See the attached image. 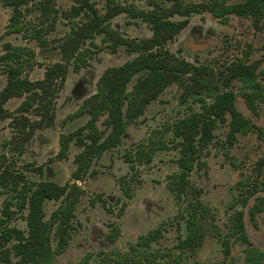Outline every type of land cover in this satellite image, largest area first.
Wrapping results in <instances>:
<instances>
[{"label": "trees", "instance_id": "16d2710c", "mask_svg": "<svg viewBox=\"0 0 264 264\" xmlns=\"http://www.w3.org/2000/svg\"><path fill=\"white\" fill-rule=\"evenodd\" d=\"M2 1L12 7L7 32L28 31L30 37L43 42L40 27L26 19L28 9L22 8L23 4L27 6L28 0ZM51 1L31 0L30 4L48 15L55 12ZM106 3V11L102 14L89 0H78L71 6V27L58 45L61 58L45 67L41 78L32 80L26 72L27 62L32 56L29 49L13 46L10 42L3 43L0 62L5 64L6 83L0 89V121L10 118L18 139L15 142H12L13 138L3 141V147H10L0 153V195L3 196L0 206V264H53L55 257L69 245L75 211L85 193L84 187L76 181L94 175L90 169L92 162L117 147L128 125L136 123L146 106L172 83L183 86L185 98L191 97L198 102L199 109L152 128L142 141L123 153L129 174L117 179L122 195L126 198L133 196V184L138 180L140 165L150 163L160 150L177 149V170L168 174L166 179V187L178 206L175 218L183 220L186 229L176 246L193 250L210 234L220 238L224 253H229L230 238L235 237L246 245V264H262L264 252L253 245L246 232L244 211L235 209L230 214L227 230L222 235L214 222L215 212L201 198L202 189L189 177L191 171L205 166L201 153L212 142L219 124L228 125L225 142L229 146L234 143L237 133L246 135L256 128L237 109L236 93L226 87L233 79L240 81L246 107L258 114L260 104H264V87L258 80L257 65L247 62V52L244 51L228 65L224 88H221L214 80L211 65H196L178 58L165 45L187 26L192 13L207 11L221 23H227L231 15H236L251 18L256 27L260 20L264 25V0H149V9L119 0H106ZM123 12L145 22L151 30L150 36L125 38L111 28L108 20ZM80 14L85 17L83 21L75 19ZM174 15L183 18L173 19ZM100 33L109 39L112 50L124 46L134 55L121 64L105 68L97 80L95 91L67 115L65 120L86 117L83 124L58 136L57 160L68 158L72 144L80 148L73 158L70 180L61 184L50 179L29 178L17 164L18 158L24 154L37 130L55 123V100L65 83L69 67L78 71L89 65L92 50L85 46V42ZM259 72L264 74L262 69ZM134 75H137L136 81L128 89ZM13 97H22V100L13 110H8L5 104ZM8 150L12 151L11 155ZM224 152L228 155V149ZM229 158L231 165L237 167L233 157L229 155ZM32 168L42 172L40 166ZM236 185L240 189L239 197L231 201L230 207L236 204L244 206L249 196L259 189L249 174L241 175ZM49 200L58 204L45 218L44 205ZM98 201L108 208L106 199L100 195L89 200L92 206ZM116 201L119 204L116 215L119 217L126 203L119 198ZM263 209L264 197H261L250 208V216ZM17 220L23 221L24 227L16 225ZM165 225L148 230L139 237L137 244H131L125 251L105 253L104 264H204L198 261L183 263L178 255L165 258V253L150 250L151 241L162 236ZM120 233V226L110 222L105 236L114 242ZM87 260L85 257L72 264H86Z\"/></svg>", "mask_w": 264, "mask_h": 264}, {"label": "rangeland", "instance_id": "374dc122", "mask_svg": "<svg viewBox=\"0 0 264 264\" xmlns=\"http://www.w3.org/2000/svg\"><path fill=\"white\" fill-rule=\"evenodd\" d=\"M77 1L52 0L51 5L55 12L48 15H44L41 10L31 5V0H28L27 6L22 5L23 9L25 7L28 9L26 19L41 29L43 42H39L36 38L30 37L28 31L7 32L12 7L0 0V54L4 51V42L29 49L32 56L27 62L26 72L32 80L41 78L45 67L61 58L58 45L70 30V9ZM89 1L95 5L99 13H105L106 0ZM119 1L132 3L143 9L151 8L149 0ZM172 18L181 19L183 16L174 15ZM188 18L187 26L165 45L171 53L196 65H211L215 73L214 80L224 88L223 81L228 65L246 51L247 62L257 65L258 80L264 87V74L259 72L261 69L264 71L262 20L258 21L256 27L251 18L231 15L227 23H221L207 11L192 13ZM75 19L83 21L85 17L80 14ZM108 22L111 28L125 38L140 39L151 34L145 22L139 18H131L124 12L111 17ZM85 46L92 50L89 65L78 71L69 67L65 83L55 100V123L51 127L37 130L32 140L28 142L24 154L18 158L17 164L29 178L50 179L61 184L70 180L69 175L74 168L73 158L80 148L72 144L68 158L57 160L55 155L59 147L58 136L83 124L86 117L65 120L67 115L95 91L97 80L105 68L121 64L134 55L127 52L124 46L112 50L111 42L103 33L87 39ZM4 65L0 62V89L6 83ZM136 78L137 75L131 78L128 89L132 87ZM226 88L236 93L237 109L249 118L256 128L246 135L237 133L234 143L229 146L225 142L228 125L219 124L214 130L212 142L201 153L200 158L206 161L205 166L191 171L189 177L193 184L202 189L203 202L210 205L215 212L214 222L220 227L221 234L224 235L227 230L230 214L235 209H242L250 240L264 252V209L250 216L253 203L264 197V104H260L258 114H254L246 107L241 96L244 88L240 81L233 79ZM21 100L22 97H13L6 102L5 107L13 110ZM198 109V102L191 97L185 98L183 86L172 83L146 106L136 123L128 125L125 136L117 147L103 153L92 162L90 169L94 171V175L92 177L87 175L83 181H76L84 187L85 193L81 196L75 211L74 230L69 245L55 257L53 264H72L85 257H88L86 264H104L102 259L105 253L127 250L131 244L138 241L140 235L163 223H166L163 236L151 242L149 249L165 253V258L176 254L183 263L198 261L204 264L216 262L246 264V245L235 237L230 238L229 253H224L220 238L210 234L206 236L201 246L193 250L179 249L176 246L178 238L185 235L186 229L184 221L175 218L178 206L166 187V179L168 174L177 170L175 162L178 156L177 149L160 150L150 163L139 166L138 180L134 181L131 198L123 196L117 184L119 176L129 174L128 164L123 159L126 150L142 141L152 128ZM98 125L101 126L100 122ZM12 138V142L18 139L12 120L10 118L1 120L0 153L10 147H3V141ZM226 149L228 155H225ZM9 152L11 155L12 151ZM229 155L233 157L237 167L231 165ZM33 166L42 167V172L38 173ZM246 174L251 176L259 189L249 196L244 206L236 204L230 207L231 201L239 197L240 189L236 183L241 175ZM97 195L106 199L108 208L99 201L93 206L90 204L91 197ZM2 197L0 195V206ZM117 198L126 203L124 212L119 217L116 215L119 207ZM57 204L58 202L52 200L45 202V218L49 217ZM110 222L118 224L121 228V233L114 242H109L105 236ZM15 224L24 227L21 220H17Z\"/></svg>", "mask_w": 264, "mask_h": 264}, {"label": "flooded vegetation", "instance_id": "af4514ba", "mask_svg": "<svg viewBox=\"0 0 264 264\" xmlns=\"http://www.w3.org/2000/svg\"><path fill=\"white\" fill-rule=\"evenodd\" d=\"M201 195H202V194H201ZM201 198H202V197H201ZM206 204H207V203H206ZM210 207H211V206H210ZM155 228H156V227H155ZM152 229H153V228H152ZM149 230H150V229H149ZM165 230H166V229H165ZM165 230H164V231H165ZM146 233H147V232H146ZM162 233H163V232H162ZM185 233H186V232H185ZM140 236H141V235H140ZM140 236H139V237H140ZM162 236H163V234H162ZM159 238H160V237H159ZM159 238H158V239H159ZM179 238H181V237H179ZM179 238H178V240H179ZM158 239H157V240H158ZM138 240H139V239H138ZM154 241H156V240H154ZM109 242H110V241H109ZM137 242H138V241H137ZM137 242H136L135 244H137ZM151 242H153V241H151ZM177 242H178V241H177ZM201 245H202V244H201ZM201 245H200V246H201ZM198 247H199V246H198ZM187 250H189V249H187ZM157 251H158V250H157ZM159 252H161V251H159ZM165 255H166V254H165ZM173 256H176V254H175V255H169L170 258L173 257ZM167 258H168V257H167ZM194 262H195V261H194Z\"/></svg>", "mask_w": 264, "mask_h": 264}, {"label": "water", "instance_id": "95a60500", "mask_svg": "<svg viewBox=\"0 0 264 264\" xmlns=\"http://www.w3.org/2000/svg\"><path fill=\"white\" fill-rule=\"evenodd\" d=\"M245 229H246V226H245ZM247 232V231H246ZM248 234V233H247ZM249 236V235H248Z\"/></svg>", "mask_w": 264, "mask_h": 264}]
</instances>
